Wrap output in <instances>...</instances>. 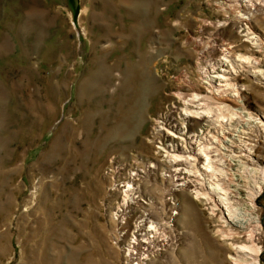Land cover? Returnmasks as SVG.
Returning <instances> with one entry per match:
<instances>
[{
  "label": "rangeland",
  "instance_id": "obj_1",
  "mask_svg": "<svg viewBox=\"0 0 264 264\" xmlns=\"http://www.w3.org/2000/svg\"><path fill=\"white\" fill-rule=\"evenodd\" d=\"M224 121L233 243L194 182ZM0 264H264V0H0Z\"/></svg>",
  "mask_w": 264,
  "mask_h": 264
},
{
  "label": "bare ground",
  "instance_id": "obj_2",
  "mask_svg": "<svg viewBox=\"0 0 264 264\" xmlns=\"http://www.w3.org/2000/svg\"><path fill=\"white\" fill-rule=\"evenodd\" d=\"M246 59H250V63L248 61L249 65L251 64V66L253 68H256L257 70L261 66V61L260 60H256V57H255V59L254 58L251 59V57H246ZM222 71L223 70H221V72ZM212 78L213 79H218L221 82H222V80H221L222 78H226L227 80L225 82L223 81L225 84L227 83L226 84V88L224 87L225 88L224 90L227 89V86L229 87V86L232 85V82L230 81L231 80L230 76L223 75V74H220V73H215V75L212 76ZM221 86H224V85H221ZM224 90L218 89L217 92H215L214 94H219V95L222 96L224 94ZM194 97L200 98V95H197V96H194ZM205 98L208 99V100H210V99L214 100L213 98L208 97V96H205ZM220 105L223 106V107H227L226 104H220ZM205 108H206L205 110L208 111V110H210L211 107H210V105L206 104ZM241 122H242L241 120L238 121V123H241ZM246 123L249 124L248 122H246ZM238 126H240V125H238ZM219 127L222 130V135H223V138H224V141H221V140L219 141L220 142V148H217V147L214 148V147H212V144L209 145L208 138H206L204 141L198 142L197 145H198V148L200 147L199 149L201 151L203 150V152L206 153L208 158H210V152H212V150L213 151L215 150L219 154V158H221L220 161H223V164L220 163V166L217 165L218 167H216V169L213 170V173H211V174H209V173L208 174H203V176L198 175V178L194 179V182L197 183V184H200V186H199L200 190H207L206 197H208L213 203L217 199H218V201L221 200L222 203L228 202V205H227L228 216H226L225 214H223L222 211H220V214H221V217H220L221 221L220 222H222V223L218 222L219 223V225H218V233L220 232L222 234V236H224L225 238L229 239L233 243L234 241H241L242 240L241 239L242 237H240V235H241V233L245 232V228H246V226L243 227V224H242L243 222H242L241 219H239V217H241V214L239 213L240 209L238 207H235L234 205L241 206L240 203H242V206H244L245 202L246 203H249V202L245 201V199L240 196L241 194L238 191L237 192H232L231 188L229 187L230 185H228V187H221L222 185L220 183H222L225 180H227V174L225 172L230 171L231 168H237V167L239 168V167H241V164L239 165L238 163H243V160H242L243 159L242 158V152H243L242 143H244L243 135L247 134V133H246V130H245L244 126H242V129H238L237 126L234 125L232 122L229 123V122H225L224 121V124H220ZM213 129H215V132H218V128H213ZM241 134H243V135H241ZM208 136H210V138H215V139H216V137H218V136L214 135L212 133V131H210V130L208 131ZM191 155L192 154L187 153V154L182 155V156H184L183 158L185 159L186 162H188L189 160L198 161V158L193 157ZM205 160L208 161L207 158ZM193 161L190 162V166L191 167H193L192 166ZM215 163L216 162H213L212 160L209 162V164H211L212 167H213L212 164H215ZM228 169H230V170H228ZM226 170H228V171H226ZM130 179H136L139 182V180L137 178H135V177H132ZM128 181L132 182V180H129V179L127 180V182ZM240 185L241 184H239V186ZM123 186H124V189H126V191H129V190H127L128 187H126L125 185H123ZM231 186H236V182L232 183ZM241 186L244 187V185H241ZM209 189L211 190L210 194L208 193ZM238 190H240V189H238ZM253 191H254V189H252V192ZM252 192H250V195L252 194ZM198 194L204 196L203 191L201 193H198ZM133 195L134 194L132 193V196ZM223 195L225 196V198H223L224 197ZM132 196L129 197V195H128V197L125 199V206H127L128 210H130L131 208H130L129 202L127 200H131L132 201V198H135V197H132ZM253 198H254V195L252 196V200H251L252 202H253ZM135 199H137V198H135ZM214 205L218 207L216 202H215ZM252 222L253 223L249 224V227H251V225H254L253 228H255L258 223H257V221H252ZM249 230L251 231V228ZM140 231H142V233ZM140 231H139V233H141V238H143V241L145 242V244L147 246V241H146L147 239H146V236H144L146 233H144V230H140ZM149 237H151V236H149ZM248 240L253 243V237H252V235L249 237V233H248ZM152 243H153V241L150 242L151 245H152ZM157 245L159 246L158 243H157ZM241 247L243 249L244 248H248L247 246H243V245ZM240 252L241 251L236 250V254H238ZM233 260L238 262V259H233Z\"/></svg>",
  "mask_w": 264,
  "mask_h": 264
}]
</instances>
